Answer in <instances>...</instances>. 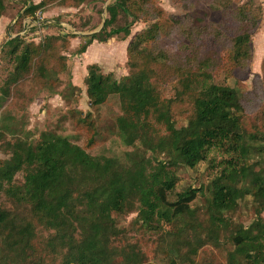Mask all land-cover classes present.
Masks as SVG:
<instances>
[{
	"label": "trees",
	"instance_id": "1",
	"mask_svg": "<svg viewBox=\"0 0 264 264\" xmlns=\"http://www.w3.org/2000/svg\"><path fill=\"white\" fill-rule=\"evenodd\" d=\"M8 1L0 0V18ZM49 3L30 0L2 45L12 68L0 86V144L9 151L0 159V195L28 212L0 202V264H145L146 252L120 223L132 212L134 224L158 235L166 264H264V74L251 92L214 76L219 68L228 77L250 68L260 3L222 0L217 22L189 12L169 16L158 0L107 4L102 28L83 35L80 52L129 35L137 21L150 22L127 45L128 74L117 79L94 63L85 79L91 107L119 98L116 127L133 146L124 158L87 151L96 135L90 112L78 120L87 130L85 145L53 130L37 138L19 131L8 100L27 104L32 95L22 83L31 78L34 91L55 87L67 65L60 50L68 33L38 42L19 34L24 18ZM176 38L181 46L166 52ZM162 82L171 83V96ZM201 162L213 169L212 178L177 190V169ZM243 205L248 223L234 216ZM37 225L46 237L37 239Z\"/></svg>",
	"mask_w": 264,
	"mask_h": 264
},
{
	"label": "rangeland",
	"instance_id": "2",
	"mask_svg": "<svg viewBox=\"0 0 264 264\" xmlns=\"http://www.w3.org/2000/svg\"><path fill=\"white\" fill-rule=\"evenodd\" d=\"M30 0H9L7 7L0 18V86L12 68V60L2 50L3 42L18 28L14 26ZM34 3L40 0H31ZM111 0H51L46 7L38 9L36 15L27 16L23 20V29L19 34L26 40L40 41L48 35L68 33V44L61 48L60 52L66 58V68L59 73V79L55 87H47L34 91V82L29 78L22 87L26 92H31L32 99L20 107V99L11 97L8 102L12 114L17 118L19 131L24 135L29 132L33 138H37L43 130H53L66 135L71 141L85 145L87 142V130L78 120L87 112H90L96 128L95 145L87 148L92 155H107L125 157V151L132 149L124 143L116 127L117 116L121 113L120 101L117 95H111L108 100L96 107H91L87 97V85L85 82L90 65L96 63L103 73L112 72L117 79L128 74L127 45L135 34L149 26L150 22L137 21L130 34L123 33L111 37L105 42L94 41L85 52L79 48L84 43L83 35L100 30L104 20L108 16L106 9ZM222 0H158V4L169 16H180L187 12L200 17L202 20L220 21L222 18ZM238 3L247 0H234ZM263 11V15L257 28L252 33V61L246 71L237 70L235 76L228 77L222 68L215 70V80L219 83L239 86L246 91L253 90V81L256 76L264 74V0H257ZM124 20H120L122 24ZM71 34H74L71 36ZM183 40L176 38L165 45L166 52L178 49ZM161 91L166 96L173 94L171 83H161ZM1 94V91H0ZM7 138L12 139V134L7 133ZM9 151L0 144V159L7 158ZM219 158V157H218ZM214 171L207 162H201L195 168L180 166L177 169L176 189L181 190L189 185L196 187L206 184L212 178ZM22 173H18L16 181L21 182ZM0 202L7 208L27 215L28 206H17L14 201L4 194L0 195ZM249 207L243 205L235 218L248 223L251 218L248 214ZM137 212L123 215L120 223L128 230V238L137 242L147 254L145 264H166L165 253L158 249V235L145 231L144 228L134 224ZM48 231L37 225V239L46 237ZM2 240L0 239V255L3 254ZM12 257V256H10Z\"/></svg>",
	"mask_w": 264,
	"mask_h": 264
},
{
	"label": "water",
	"instance_id": "3",
	"mask_svg": "<svg viewBox=\"0 0 264 264\" xmlns=\"http://www.w3.org/2000/svg\"><path fill=\"white\" fill-rule=\"evenodd\" d=\"M104 22H105V20H104ZM104 22H103V24H104Z\"/></svg>",
	"mask_w": 264,
	"mask_h": 264
}]
</instances>
